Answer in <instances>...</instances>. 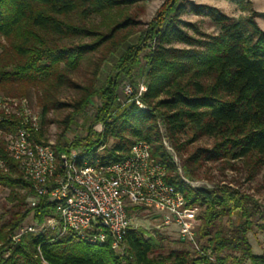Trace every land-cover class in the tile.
Wrapping results in <instances>:
<instances>
[{"label":"trees","instance_id":"1","mask_svg":"<svg viewBox=\"0 0 264 264\" xmlns=\"http://www.w3.org/2000/svg\"><path fill=\"white\" fill-rule=\"evenodd\" d=\"M147 1L0 0V39L4 41L0 43V89L11 97L15 95L8 86L39 87L42 116L49 109L64 107L53 98L58 89L78 90V99L67 106L71 112L61 122V137L73 117L98 96L102 103L93 123L102 124V131L90 129L84 140L72 141L67 147L57 145L56 156L82 148L77 165L90 159L109 164L122 160L134 142H147L151 156L166 168L165 182L183 195L187 208L198 209L196 259L189 252L157 256L155 239L146 240L132 228L124 237L125 257L117 254L109 235L101 246L71 235L60 237L53 230L25 234L14 241L29 216L41 223L57 207L48 196L31 207L23 196L0 224V264H264V256L254 254L248 238L254 230L264 233V209L259 202L227 185L212 189L188 186L162 146L159 131V126L165 129L176 151L180 136L187 131L192 140L214 139L212 149H199L188 161H242L249 168V179L264 167V30L255 20L258 13L247 4L249 15L233 18L215 7L192 5V12H206L217 28L211 35L181 19L187 12L185 0H165L140 32L137 44L127 47L103 86L95 89L93 79L105 56L116 52L140 23L128 10ZM151 43L152 50L145 54L147 91L141 97L147 109L130 104L112 118L119 83L132 78L141 65L140 54ZM99 50L102 56L94 61L91 56ZM84 63L93 65L92 80L80 86L70 75ZM25 95L21 91L16 96ZM17 125L15 118L0 123V157L8 166L6 173L0 172V186L12 194L30 188L2 139ZM40 136L35 138L38 143ZM184 169L191 174L187 162ZM137 208L129 207V214Z\"/></svg>","mask_w":264,"mask_h":264},{"label":"built area","instance_id":"2","mask_svg":"<svg viewBox=\"0 0 264 264\" xmlns=\"http://www.w3.org/2000/svg\"><path fill=\"white\" fill-rule=\"evenodd\" d=\"M145 92L143 84L136 92L126 85L127 99L112 114L130 104L144 109L141 97ZM8 118H15L18 125L14 132L4 135L5 149L33 191L30 206L44 196L57 205L53 215L26 226L13 237L14 241L25 234L53 230L57 236L71 235L78 241L101 246L109 235L117 254L125 257L126 232L137 229L132 226L128 208L146 207L159 216L162 226H174L181 240L196 246L195 218L183 195L165 182L166 168L151 156L147 142H134L118 162L102 164L90 159L77 165L76 152L56 156L52 145L35 141L40 125L27 98L0 95V123ZM7 171V162L0 157V172Z\"/></svg>","mask_w":264,"mask_h":264},{"label":"rangeland","instance_id":"3","mask_svg":"<svg viewBox=\"0 0 264 264\" xmlns=\"http://www.w3.org/2000/svg\"><path fill=\"white\" fill-rule=\"evenodd\" d=\"M165 0H148L142 5H136L131 7L128 12L135 20H137L139 25L136 27V32L128 37L121 45V47L114 53H109L105 56L103 63L101 64L95 80L93 79V86L95 89H100L107 77L111 73V68L115 62L120 58L127 47L135 45L138 42L140 32L145 30L146 24L149 23L155 16L158 9L161 7ZM185 0V5L187 7V12L181 16V19L185 22L195 24L199 27L202 32L207 34H216L218 32L217 28L213 25L211 19L204 14H195L190 9L192 5H204L215 7L219 9L224 14L233 18L246 17L249 15V10L257 12L258 15L255 20L258 26L264 30V0ZM250 9L244 6H248ZM244 7V8H243ZM98 21V20H97ZM4 41L0 39V43ZM176 47H183L181 44H174ZM153 43L149 44L146 49L140 54L139 68L133 72L132 78H123L119 83V88L116 95L115 104L111 107V112L118 110L123 102L127 99L124 88L126 85L131 86L132 90L136 92L141 84L146 87V59L145 54L152 50ZM103 51V50H102ZM1 53V47H0ZM101 50L95 52L91 57L96 61L101 55ZM93 65L84 63L80 66L77 72L70 75L72 82L79 84L80 86L89 85L92 80ZM15 96L11 97H25L27 98L31 111L33 115L38 117L40 130L35 134V138L38 137V133L41 134L39 137V142L42 144H50L55 148L57 145L61 147L69 146L72 141L84 140L90 129L93 132L99 133L102 131V124H94V118L100 107L102 100L95 96L93 97L83 113L78 114L73 117L71 125L66 132L65 136H62L61 122L65 117L71 112L67 107L72 104L79 97V92L71 87H62L58 89L55 93L56 102L62 104L64 107L58 109H49L47 113L42 116L41 105L42 102V91L36 86H8ZM23 91L26 93L25 96H16ZM145 94V93H144ZM1 96H7V91L0 89ZM142 103V102H141ZM143 104V103H142ZM137 106V105H136ZM144 109L147 107L144 105ZM123 110V109H122ZM112 114V118L120 113ZM159 131L161 135V144L164 147L166 153L171 157L174 165L177 168V174L180 176L181 180L186 183L191 188H205L212 189L215 187L227 185L233 189H239L247 194L252 195L264 209V167L259 169L255 175L249 179V168L242 161H204L200 160L197 162L188 161L199 149L210 150L215 144L213 138L202 136L196 140H192V134L187 131L183 133L178 142L179 151H176L172 143L170 142L165 129L159 126ZM5 139V136H2ZM94 140V138L92 137ZM5 141V140H4ZM111 140L107 142V146L111 145ZM71 151L76 152V154L82 153V148H73ZM98 151H101L98 150ZM189 166L191 174H187L184 169V165ZM25 196L26 203L30 205V201L34 200L33 192L30 188L17 189L12 194L10 189L0 186V224L3 220L9 217L11 210L17 208L18 200ZM191 210L193 217L196 221V216L198 214L197 208H188ZM132 218V226L136 227L144 239H155L154 243L157 247L154 254L157 256H166L171 251L175 252H189L192 259H196L194 245L189 244L186 241L180 239L177 228L174 226L164 227L160 224V218L155 212L149 208L140 207L133 210L130 213ZM234 220L237 219L235 214ZM36 222L33 220L32 216H29L18 232L24 229L26 226L35 225ZM197 225V223H196ZM157 231V232H156ZM250 244L254 254L264 256V233L254 230L248 235ZM7 253L4 255L6 256Z\"/></svg>","mask_w":264,"mask_h":264}]
</instances>
